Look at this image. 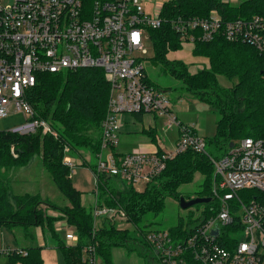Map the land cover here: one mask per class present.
<instances>
[{
    "label": "built area",
    "instance_id": "1",
    "mask_svg": "<svg viewBox=\"0 0 264 264\" xmlns=\"http://www.w3.org/2000/svg\"><path fill=\"white\" fill-rule=\"evenodd\" d=\"M161 9L159 4L149 13L142 0H0V117L11 111L24 116V122L6 131L28 135L41 130L57 137L52 125L35 115L27 99L26 90L36 82V74L103 68L110 92L100 126V150L91 168L95 197L100 198L98 186L104 175L115 177L116 185L141 189L137 185L144 186L159 175L175 154L189 148L207 154L204 137L192 124L179 120L163 90L149 84L138 54L145 52L143 38L151 39L149 29L160 26ZM170 23L181 42L210 41L218 34L264 53V15L225 19L213 9L206 16H175ZM133 112L164 117V129L174 127L176 131L172 146L167 148L157 137L154 149L117 150L120 116ZM68 149L64 146L63 162L71 169L76 162L67 155ZM207 155L214 172L213 215L186 236L149 228L143 240L150 259L158 264H261L264 201L250 198L244 202L238 192L247 188L264 191V138L245 136L234 141L224 155ZM99 201L92 206L93 233L103 225L120 228L129 222L120 204ZM67 238L69 245L77 239L76 235ZM96 245L94 241L83 246L80 260L84 264H101ZM26 253L19 247L0 250L5 256Z\"/></svg>",
    "mask_w": 264,
    "mask_h": 264
},
{
    "label": "trees",
    "instance_id": "2",
    "mask_svg": "<svg viewBox=\"0 0 264 264\" xmlns=\"http://www.w3.org/2000/svg\"><path fill=\"white\" fill-rule=\"evenodd\" d=\"M236 2L168 0L162 3L160 26L149 29L154 46L153 60L163 62L170 74L180 77L193 97L208 102L218 110L215 134L209 138L203 137L205 144H210L215 148L214 151L222 155L230 148L229 143L237 139L245 136L264 138V53H260L251 44L226 40L215 34L210 41L192 42V54L208 59L209 68L190 72L187 63L179 59L167 60L166 54L182 48L180 36L170 23L172 17L206 16L213 9L225 19L264 15V0ZM217 73L233 79V83L228 88L220 86L216 79ZM36 78L34 85L26 90L28 102L34 107L35 115L47 120L58 136L43 134L41 130L28 135L0 130V168L25 166L34 154H40L43 166L49 171L58 191L68 199V204L60 207L59 211L64 213L77 239L73 245L65 243L55 228L59 217L47 214L40 206L41 203L54 206L49 200L41 199L38 193H12L9 185L1 182L0 227L18 226L26 230L39 226L42 231H48L52 234L55 248L61 252L64 264H84L80 260L82 248L94 240L97 253L103 260L101 264H114L112 248L129 242L137 245L144 243L143 235L149 228L131 233L126 228L119 229L111 224L103 225L93 233L92 208L88 209L81 203V191L74 188L69 176L71 169L63 162L64 146L71 149V152L87 148L94 155L100 150V126L107 110L110 92L103 68L87 67L37 73ZM148 81L152 85L149 79ZM142 114L133 112L130 115L141 120ZM154 130L149 127L142 131L155 141ZM90 131H97L99 135L94 137ZM11 145L16 149L17 157H13L9 150ZM207 154L196 152L192 148L175 154L166 161L159 175L149 180L143 189L126 184L116 187V178L104 175L98 186L100 199L112 206L120 204L129 222L138 228V225L146 221L148 214L155 216L162 212L167 196L178 199L179 186L193 181L196 172L203 179L194 197L212 196L214 172ZM238 193L240 198L244 197V202L250 198L264 201V191L247 188ZM213 201L210 200L201 209L198 218L193 220L191 213H188L191 220L184 222L180 217L177 224L168 230L186 236L194 227L213 215ZM31 238L34 236L31 235ZM21 248L27 253L8 254L10 263L43 264L40 245L29 244ZM138 253L143 258H151L149 251L146 253L139 250Z\"/></svg>",
    "mask_w": 264,
    "mask_h": 264
},
{
    "label": "rangeland",
    "instance_id": "3",
    "mask_svg": "<svg viewBox=\"0 0 264 264\" xmlns=\"http://www.w3.org/2000/svg\"><path fill=\"white\" fill-rule=\"evenodd\" d=\"M146 1L148 3L145 4V1L142 0V2L145 4V8L147 9V11H149V13L153 14L154 9H156V7L159 5L158 2L161 3L168 0ZM231 1L233 3H237V0ZM142 45V47H144L145 49V52L140 51L138 54L142 56L145 73L150 78L152 85L156 89L163 90L167 94L168 98L173 101V110L180 121L185 124H192L198 131L199 135H204L206 138L212 137L216 131L215 124L218 118V110L208 102L200 101L193 97L185 88L180 77L170 74L167 66L163 62L153 60L152 57L154 54V46L150 38L144 37ZM181 46L182 48L178 50H172L168 52L166 54V59L170 61H172V59L182 60L185 64H188V70L190 72H196L198 70H201V68H209L208 59L202 56H194L192 54L193 45L190 41L186 40L185 42H182ZM216 79L220 86L226 88H228L229 85L233 83V79H228L221 73L216 74ZM126 115H128L130 118H133L134 122H132L131 124L140 123L138 119L133 115ZM23 120L24 116L21 111H11L4 117H0V130H9L19 123L24 122ZM155 120L153 119L152 125H154V128L157 131L156 136L159 139L158 141H163V144H168V139L171 140L172 138L173 140L176 135L175 128L172 127L165 130L163 127V122L165 119L163 121L161 119L157 121ZM89 133L96 137L100 132L97 133V131H90ZM149 139V135L145 132L133 130L132 132L128 133L122 131L119 134L120 141L117 147L123 152H132L140 149V147H148L146 149H149L152 146V142ZM206 144V151L212 157L217 158V156L222 155V153L214 151L215 148L213 146L208 143ZM9 150L11 151L13 157L18 156V153L13 145L10 146ZM68 151L69 152L67 153V155L73 158L76 162V165L69 171V176L71 177L72 184L74 188H77L81 191V203L88 209H91L94 201L96 199L98 201L100 200V198H98L99 196L95 197L93 193L94 176L92 175L91 168L96 162L95 155L91 153V151L87 148H81L79 150L77 149V151L75 152H71V149H68ZM202 179L203 176L200 173L196 172L193 181L188 184H182L179 186L178 191L180 195L184 196L185 199L194 197L195 191L200 188L199 185L202 182ZM0 182L3 184H8L10 192L12 193L20 194L27 192L33 195L35 193H38L41 199L49 200L54 206H47L42 203L40 204V206L42 210H44V212H46L47 214L50 213L56 217H59L55 223V228L60 236L63 237L65 234L63 239L66 240V236H68V233H70V235H76L74 233V230L71 229L73 227L68 225L64 213L59 211L60 207L66 206V204H68V199L63 195V193L58 191L52 177L49 174V171H47L43 166L40 154H34L33 157L29 160L28 164L25 166L0 168ZM144 186H142V184L137 185V187L141 189H143ZM116 187L119 186L117 185ZM164 202L165 207L162 212L155 216L148 214L146 221L138 225V228L130 222H123V226L120 228H126L131 233H133L134 231L138 233V229H141L143 231L148 228L161 230L168 229L169 227L177 224L180 217L184 222L198 218L200 216L199 213L201 209L205 208L208 203H198L190 206V208H181L178 199H174L170 196H167ZM102 204L105 205L106 203L103 202ZM213 204L215 205L216 202L213 201ZM188 213H191V219H189ZM62 219H64V222L62 221L63 223L61 222ZM59 222L61 224H59ZM35 227H38V229L41 230L39 226ZM35 227H29L26 230H24L23 227L18 226L12 228L0 227V250H5L7 246L21 247L27 245L28 243H31V241L24 236L35 235ZM67 231L68 233L66 234L65 232ZM41 232L43 234L44 240L42 242L43 245L40 246L44 247L45 250L53 251V254L50 257L51 261L55 262L53 264H64L61 252L57 248H55L52 234L46 230H41ZM92 242H94V240ZM139 250H143L146 253H148L149 251L145 243L137 245L136 243L133 244L129 242L125 245H121V247H114L112 248L111 252L112 260L114 264H158L156 260L143 258L138 253ZM97 260H100L101 263L103 261L101 260L99 254ZM0 264L13 263L9 262L7 256H5L4 254H0ZM261 264H264V261H262Z\"/></svg>",
    "mask_w": 264,
    "mask_h": 264
},
{
    "label": "crops",
    "instance_id": "4",
    "mask_svg": "<svg viewBox=\"0 0 264 264\" xmlns=\"http://www.w3.org/2000/svg\"><path fill=\"white\" fill-rule=\"evenodd\" d=\"M145 1V4L146 3H148L146 0H144ZM163 2H161V3H159L158 2V4H162ZM171 100V99H170ZM173 101L171 100V103H172ZM176 102V101H175ZM173 106H174V103H173ZM173 109V108H172ZM120 118H121V126H120V130H119V132L121 133L122 131L123 132H132L133 130H137V131H139V132H143L142 130L143 129H148L149 127L151 128H154V125H152V122H153V119L155 120V121H157V120H164V118L163 117H156V116H154V115H152V114H150V113H147V112H145L144 114H142V119L141 120H139L138 118V121L140 122L139 124H131L132 122H134L133 121V118H130L128 115H126V114H122L121 116H120ZM165 121V120H164ZM182 122V121H181ZM183 123V122H182ZM131 124V125H130ZM185 124V123H184ZM186 125H188V124H186ZM163 127H164V122H163ZM195 128V127H194ZM155 129V128H154ZM131 130V131H130ZM164 130V129H163ZM195 130H196V128H195ZM155 131V135H156V130H154ZM197 131V130H196ZM197 133H198V131H197ZM201 136V135H200ZM204 135H202V137H203ZM149 140H151V138L149 139ZM157 141V136H156V139H155V141H152L151 140V142H152V146L149 148V149H154L155 148V142ZM171 141H173L172 140V138H171V140L170 139H168V141H167V143L168 144H164V145H166V147L167 148H170L172 145L170 144L171 143ZM158 142V141H157ZM162 144H163V141H160ZM159 142V143H160ZM146 148H148V147H146ZM146 148H144V147H140V149H144V150H146ZM117 150H120V149H117ZM121 152H123L122 150H120ZM64 222V219H62L61 220V222ZM62 222V223H63ZM59 224H61L60 222H59ZM63 225V224H62ZM71 228V227H70ZM72 230H73V228H71ZM35 231H36V234L35 235H33L34 236V238L32 239L31 238V236H24L25 238H27L28 240H30L31 241V243H28L27 245H29V244H37V245H43V234H42V232H41V230L40 229H38V227H35V229H34ZM66 234L68 233V231L67 232H65ZM70 235V233H68V236ZM64 236H65V234H64ZM64 236H63V238H64ZM68 236H66V240L68 239L67 237ZM34 239H35V242H34ZM66 240H65V242H66ZM34 242V243H33ZM27 245H25V246H27ZM21 247H24V246H21ZM21 247H19V248H21ZM42 248V250H41V255H42V262H43V264H53V263H55V262H53V261H51V259H50V257L52 256V250H45L44 249V247H41ZM50 259V260H49ZM17 264H20V263H17Z\"/></svg>",
    "mask_w": 264,
    "mask_h": 264
},
{
    "label": "water",
    "instance_id": "5",
    "mask_svg": "<svg viewBox=\"0 0 264 264\" xmlns=\"http://www.w3.org/2000/svg\"><path fill=\"white\" fill-rule=\"evenodd\" d=\"M230 147L233 145V143H229ZM211 200L210 196H204V197H190V199H185L184 196L180 195L178 197V202L181 206V208H190V206L198 204V203H204V202H209Z\"/></svg>",
    "mask_w": 264,
    "mask_h": 264
},
{
    "label": "flooded vegetation",
    "instance_id": "6",
    "mask_svg": "<svg viewBox=\"0 0 264 264\" xmlns=\"http://www.w3.org/2000/svg\"><path fill=\"white\" fill-rule=\"evenodd\" d=\"M188 199H190V198H188ZM188 199H187V200H188Z\"/></svg>",
    "mask_w": 264,
    "mask_h": 264
}]
</instances>
